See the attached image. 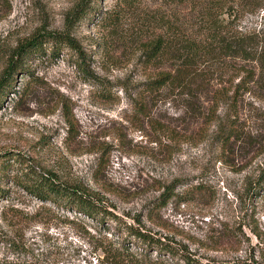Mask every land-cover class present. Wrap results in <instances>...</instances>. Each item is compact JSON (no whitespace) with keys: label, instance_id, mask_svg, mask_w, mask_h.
Segmentation results:
<instances>
[{"label":"rangeland","instance_id":"1","mask_svg":"<svg viewBox=\"0 0 264 264\" xmlns=\"http://www.w3.org/2000/svg\"><path fill=\"white\" fill-rule=\"evenodd\" d=\"M79 1L8 0L7 9L0 0V52L38 29L65 30ZM91 6L71 30L86 60L47 43L28 57L32 73L17 74L0 106V161L10 157L13 164L1 182L9 195L0 199V230L26 251L0 240V264H104L102 244H122L126 224L186 244L202 263L264 264L261 74L237 73L235 59L211 53L193 64L190 82L150 90L148 81L170 64L146 62L147 40L170 36L163 20L204 38L199 8L165 0ZM228 8L219 18L225 34L264 36V7L237 20ZM257 64L241 61L254 71ZM219 90L228 96L216 103ZM226 122L237 132L223 142ZM27 166L96 192L118 221L31 195L18 181H25ZM151 254L185 264L157 249Z\"/></svg>","mask_w":264,"mask_h":264},{"label":"trees","instance_id":"2","mask_svg":"<svg viewBox=\"0 0 264 264\" xmlns=\"http://www.w3.org/2000/svg\"><path fill=\"white\" fill-rule=\"evenodd\" d=\"M5 7H9L8 0H1ZM137 0H125V2H136ZM173 4L190 3L199 8L203 21L202 27L206 30L204 38H198L192 33H186L174 28L169 20H163L167 28L170 29V36H158L147 40L144 46V55L148 64L155 60L163 59L170 64V69L156 74L147 83L150 90H158L166 85L190 82L191 67L197 59L205 57L211 53H221L236 60L235 70H241L247 74H261L264 79V36H246L239 30L226 33L224 32V22L221 15L228 6L234 9L235 20L244 11H255L264 7V0H165ZM91 0H80L68 14L65 30H36L29 36L22 39L9 53L0 52V59L3 63V70L0 73V106L3 104L7 95L14 90L17 74L22 71L32 73L26 66L29 56L40 54L45 50L47 43H52L54 49L68 46L78 52L82 61L86 60L85 52L80 42L72 35V28L75 21L80 20L88 10L91 9ZM2 16L0 15V18ZM241 61L257 62L256 69L250 70ZM228 93L222 90L217 91L216 103L224 100ZM64 113L70 124V132H74L76 121L70 108H65ZM237 129L231 123H224L220 126L219 136L221 141L226 142L236 135ZM17 162L23 164L25 161L16 158ZM11 158L4 157L0 161V199L8 194V190L1 187L2 180L9 176V169L12 166ZM23 172L25 181H19L28 193L42 201H50L57 204L64 203L66 207L78 209L80 212L91 213L94 211H104L118 221V217L112 212L103 208L102 200L99 195L91 189L62 181L55 172L51 170L38 171L32 166ZM264 182V171L259 178ZM257 185V184H256ZM255 185V186H256ZM256 187L253 188L255 190ZM19 212L18 209H12ZM128 235L122 244L117 246L114 243H103L102 251L104 264H168L162 258L152 257L151 251L157 249L160 254H169L171 257L179 256L185 264H224V263H202L191 249L183 243H178L170 238L163 239L152 232L136 224H126ZM0 240L7 242L17 251L26 252L20 247L19 243L12 240L6 233L0 230ZM129 242V243H127ZM131 243V244H130Z\"/></svg>","mask_w":264,"mask_h":264}]
</instances>
